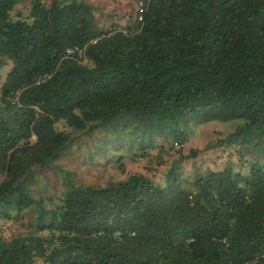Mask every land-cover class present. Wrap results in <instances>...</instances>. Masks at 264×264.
I'll return each mask as SVG.
<instances>
[{
	"label": "trees",
	"instance_id": "trees-1",
	"mask_svg": "<svg viewBox=\"0 0 264 264\" xmlns=\"http://www.w3.org/2000/svg\"><path fill=\"white\" fill-rule=\"evenodd\" d=\"M0 0V264H264V166L184 178L178 153L157 184L143 174L105 186L60 170L62 193L35 197L72 133L132 128L183 147L191 127L238 121L223 145L264 158V0H136L137 19L101 29L85 0ZM139 18V19H138ZM82 52L68 54V51ZM71 130L66 132L59 128Z\"/></svg>",
	"mask_w": 264,
	"mask_h": 264
},
{
	"label": "rangeland",
	"instance_id": "rangeland-1",
	"mask_svg": "<svg viewBox=\"0 0 264 264\" xmlns=\"http://www.w3.org/2000/svg\"><path fill=\"white\" fill-rule=\"evenodd\" d=\"M48 5L51 0H41ZM94 7L95 21L101 29L123 28L133 23L140 12L136 0H85ZM29 0L22 1L12 12L13 18L27 19ZM139 19V18H138ZM83 56V55H82ZM81 56V57H82ZM11 65L0 70V85L10 71ZM238 121L213 122L207 125L191 127L184 146L181 148L168 139L155 138L153 146L146 148V157L141 156L140 144L145 141L130 136L132 128L125 132L111 134L95 131L89 134L72 133L73 142L54 165L37 169L39 183L35 186V197L42 198L49 206L57 203L62 193V176L60 170L69 171L76 183L89 186H105L120 182L130 174H143L157 184H163L164 174L178 153L188 156L196 151L194 158L182 161L181 171L184 178H191L195 173L221 171L230 167L247 175L250 166L257 163L264 166V158L255 151H247L239 144L231 146L221 144L232 133ZM66 132L71 130L59 125ZM31 212H25L18 221L0 222V236L11 239L28 230ZM36 264H43L40 260Z\"/></svg>",
	"mask_w": 264,
	"mask_h": 264
},
{
	"label": "built area",
	"instance_id": "built-area-1",
	"mask_svg": "<svg viewBox=\"0 0 264 264\" xmlns=\"http://www.w3.org/2000/svg\"><path fill=\"white\" fill-rule=\"evenodd\" d=\"M75 52H77L78 53V55H79V57H81L82 56V52L81 51H78V49H75L74 51H68V54H73V53H75Z\"/></svg>",
	"mask_w": 264,
	"mask_h": 264
}]
</instances>
